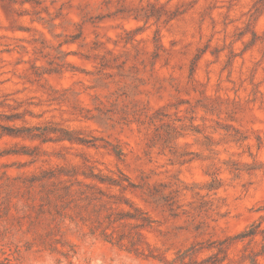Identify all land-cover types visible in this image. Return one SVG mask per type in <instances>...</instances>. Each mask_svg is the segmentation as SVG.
Listing matches in <instances>:
<instances>
[{
	"label": "clouds",
	"instance_id": "clouds-1",
	"mask_svg": "<svg viewBox=\"0 0 264 264\" xmlns=\"http://www.w3.org/2000/svg\"><path fill=\"white\" fill-rule=\"evenodd\" d=\"M0 264H264V0H0Z\"/></svg>",
	"mask_w": 264,
	"mask_h": 264
}]
</instances>
